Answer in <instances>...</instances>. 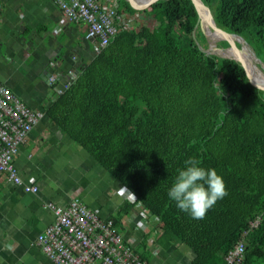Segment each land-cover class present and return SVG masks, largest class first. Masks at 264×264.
Here are the masks:
<instances>
[{
    "label": "trees",
    "instance_id": "obj_1",
    "mask_svg": "<svg viewBox=\"0 0 264 264\" xmlns=\"http://www.w3.org/2000/svg\"><path fill=\"white\" fill-rule=\"evenodd\" d=\"M202 2L264 58V0ZM118 12L137 13L126 0ZM142 13L154 25L118 33L47 115L132 194L121 213L141 207L194 253L193 264H225L241 239L242 264H264V92L240 62L207 53L192 0H158ZM192 156L216 169L228 193L200 220L167 196Z\"/></svg>",
    "mask_w": 264,
    "mask_h": 264
},
{
    "label": "crops",
    "instance_id": "obj_2",
    "mask_svg": "<svg viewBox=\"0 0 264 264\" xmlns=\"http://www.w3.org/2000/svg\"><path fill=\"white\" fill-rule=\"evenodd\" d=\"M97 45L85 24L65 22L57 0H0V81L43 113L14 159L24 183L39 191L28 193L5 175L0 180V264H55L37 241L54 221L45 204L67 207L75 198L117 221L123 239L149 264H193L194 253L172 243L158 221L142 219L141 207L121 213L133 200L125 188L47 115L56 89L94 60ZM52 74L59 77L56 85Z\"/></svg>",
    "mask_w": 264,
    "mask_h": 264
},
{
    "label": "built area",
    "instance_id": "obj_3",
    "mask_svg": "<svg viewBox=\"0 0 264 264\" xmlns=\"http://www.w3.org/2000/svg\"><path fill=\"white\" fill-rule=\"evenodd\" d=\"M121 0H57L66 23H83L87 27V38L98 42L97 52L109 45L121 31L147 25L152 16L137 11L134 15L118 12ZM146 5L149 0H138ZM59 77L52 74L49 81L56 85ZM68 81L56 89L62 95L71 85ZM43 113L32 110L0 81V180H7L23 186L26 192L37 193L39 187L24 183L14 163L20 147ZM126 193L133 199L132 194ZM124 193V192H123ZM121 194V193H120ZM45 207L54 215L53 223L38 236V244L44 254L55 264H149L142 260L122 237L113 220L102 219L95 211L88 209L79 199H73L67 207L46 203ZM142 219L150 217L145 211ZM143 221V220H142ZM259 220L252 223V228ZM247 231L243 236H246ZM244 239L238 241L226 256L225 264H242L244 260ZM243 257V259H241Z\"/></svg>",
    "mask_w": 264,
    "mask_h": 264
},
{
    "label": "clouds",
    "instance_id": "obj_4",
    "mask_svg": "<svg viewBox=\"0 0 264 264\" xmlns=\"http://www.w3.org/2000/svg\"><path fill=\"white\" fill-rule=\"evenodd\" d=\"M227 194L223 177L216 169L204 167L196 156L188 157L182 167L176 169L167 190L169 200L195 220L203 219L208 210Z\"/></svg>",
    "mask_w": 264,
    "mask_h": 264
},
{
    "label": "water",
    "instance_id": "obj_5",
    "mask_svg": "<svg viewBox=\"0 0 264 264\" xmlns=\"http://www.w3.org/2000/svg\"><path fill=\"white\" fill-rule=\"evenodd\" d=\"M129 2V4L136 10V11H144V10H147L150 8V6L157 2L158 0H149V2L146 4V5H143V6H137L136 3L133 1V0H127ZM193 3H194V6L196 8V12H197V15H198V19L199 21L201 22V18L203 15V17H205L209 23V26L212 28V31H218L219 32V36H220V40L221 41H225L228 45V48L229 50H232V49H241V48H247L251 53H252V58L254 59L256 57V54L252 51V49L250 48V46L248 44L246 45H242L241 46H237L236 42L235 41H239L241 43V41H244L245 40L238 36V35H235V34H230V33H227L223 30V28L221 27V25L217 22V20L215 19V17L213 16V14L211 13L210 9L204 5V3L202 2V0H192ZM201 14V15H200ZM229 36L231 37H234L236 38L235 41H231L229 39ZM246 43V42H245ZM207 53H214L210 48L207 50ZM227 58H230V59H233V60H236L238 62L241 63V65L243 66L244 68V71H245V76H246V80L249 84L257 87L258 89H260L261 91L264 92V86L260 85L259 83H257L256 81H254L253 79H251L249 77V74H248V70L245 66V64L239 60L237 57H234V56H229ZM257 58V57H256ZM257 60H259L257 58ZM260 61V60H259ZM253 62V60H252ZM254 63V62H253ZM262 71V70H261ZM263 72V71H262ZM264 73V72H263ZM74 79H72L73 81Z\"/></svg>",
    "mask_w": 264,
    "mask_h": 264
},
{
    "label": "bare ground",
    "instance_id": "obj_6",
    "mask_svg": "<svg viewBox=\"0 0 264 264\" xmlns=\"http://www.w3.org/2000/svg\"><path fill=\"white\" fill-rule=\"evenodd\" d=\"M145 1H147V0H145ZM201 15V14H200ZM202 16V18H201V22L203 23V24H205V25H208L209 26V23H207L208 22V20L205 18V17H203V15H201ZM209 33H210V36L212 37V38H214V39H220V36H219V32L218 31H215V32H213V31H211L210 29H209ZM229 39L233 42V41H235V39L236 38H234V37H231V36H229ZM244 49H246V53H245V55H244V57L241 55V52H242V50L241 49H237V51H229L230 52V55L231 56H234V57H237L239 60H241L244 64H245V66H246V68H247V70H248V74H249V77L251 78V79H253L254 81H256L257 83H259L260 85H262V86H264V73L258 68V66L257 65H255V63H253L254 62V59L252 58V53L247 49V48H244ZM248 54H250V56H248ZM252 60H253V62H252ZM147 213V212H146ZM148 215H150L149 213H147ZM118 216V215H117ZM150 217H152L151 215H150ZM185 218V217H184ZM108 220H111V219H108ZM182 224V223H181ZM153 233H155V232H153ZM163 249V248H162ZM137 252V251H136ZM144 256V255H143ZM141 257V256H140ZM153 257V256H152ZM144 259V258H143Z\"/></svg>",
    "mask_w": 264,
    "mask_h": 264
},
{
    "label": "rangeland",
    "instance_id": "obj_7",
    "mask_svg": "<svg viewBox=\"0 0 264 264\" xmlns=\"http://www.w3.org/2000/svg\"><path fill=\"white\" fill-rule=\"evenodd\" d=\"M154 23H155V22H154V20H152V19H150V20H148V21L146 22V24L149 25V26H153ZM201 26H202V28H203V30H204L206 36L208 37L209 45H210V49H211L214 53L219 54V55H221V56H223V57H229V56H231L229 51H236V49H232V50L227 49V48H228V45L223 44L222 41H221L220 39L217 40V39L212 38V37L210 36V33H209V29L212 31V28H211L210 26L205 25V24H203L202 22H201ZM213 32H215V31L213 30ZM235 40H236V39H235ZM200 42H201L203 45H205V41H204L202 38H200ZM235 42H236L237 46H241V44H242V45H246V44H247V43H245L244 41H241V43H240L239 41H235ZM221 43H222V44H221ZM250 48H251V47H250ZM241 50H242L241 55L244 57V55H245V53H246L247 51H246V49H244V48H241ZM252 51H253V50H252ZM243 54H244V55H243ZM248 56H250V54H248ZM259 60H260V61H259ZM259 60H257V58L255 57V58H254V63H255V65L258 66V68H259L260 70H262V71L264 72V58H261V59H259ZM184 247H187V246L184 245Z\"/></svg>",
    "mask_w": 264,
    "mask_h": 264
}]
</instances>
